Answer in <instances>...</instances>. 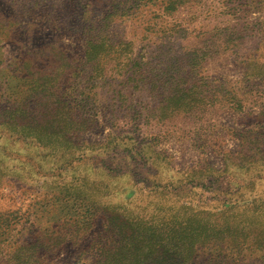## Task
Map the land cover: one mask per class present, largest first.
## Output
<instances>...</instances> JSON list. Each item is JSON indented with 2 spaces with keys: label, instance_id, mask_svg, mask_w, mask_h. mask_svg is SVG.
Listing matches in <instances>:
<instances>
[{
  "label": "rangeland",
  "instance_id": "374dc122",
  "mask_svg": "<svg viewBox=\"0 0 264 264\" xmlns=\"http://www.w3.org/2000/svg\"><path fill=\"white\" fill-rule=\"evenodd\" d=\"M181 1L167 14L162 0H0V120L28 91L29 57L74 70L97 28L106 49L98 75L78 80L104 125L81 134L85 156L48 155L0 128V264H112L101 254L111 238L128 244L120 264H220L200 240L179 242L174 259L144 257L112 209L160 227L184 203L204 219L235 183L264 199V0ZM211 169L224 175L198 177ZM243 254L240 264H264L263 252Z\"/></svg>",
  "mask_w": 264,
  "mask_h": 264
},
{
  "label": "trees",
  "instance_id": "16d2710c",
  "mask_svg": "<svg viewBox=\"0 0 264 264\" xmlns=\"http://www.w3.org/2000/svg\"><path fill=\"white\" fill-rule=\"evenodd\" d=\"M131 1L134 5L140 6L144 0H126V3ZM148 1L151 3L152 0ZM45 2L47 0H40V2L35 0L34 3L40 6ZM180 5H182L181 0H162L161 2L163 11L167 14L176 11ZM58 29L62 32L65 28ZM84 39L86 41L85 57H82L81 66L74 70L70 64L64 63L62 57H58L59 62L46 63L44 71L37 70L35 61L30 62L29 57L27 65L29 71L25 73L27 80L30 81L28 91L23 92L24 95L21 96L13 93L14 97L9 98V107L3 110L2 114L5 116L0 120V128H4L10 135H15L17 140L34 141L38 146L47 147L48 155L63 152L61 156H70L72 149L75 148L81 152L75 158L85 156V149L91 147L84 145L80 138L81 134L104 125L101 123L102 115H99L96 110L97 101L91 100L89 94L84 95L82 99L79 97L78 80L84 73H88L93 78L98 75L97 69L101 55L106 49L105 34L102 29L90 30ZM38 58L35 57V60ZM89 68L92 70L91 73ZM45 79H49L50 82H43ZM127 139H130L134 146L133 138ZM229 167L230 163L227 162L224 171L227 175H231L228 172ZM213 172L219 174L217 177L224 175V172L211 169L198 177L212 180ZM240 186L239 183H235V191L224 190L226 196L223 203L217 211L206 212L204 219L186 215L187 210H194V208L184 203L174 209V215L171 217L178 220L160 227L146 226L138 218L121 215L120 211L112 208L118 225L117 231L119 234L122 233L123 237L138 240L136 248L149 259L159 256L162 258L161 261L174 259V255H180L177 251L180 249L179 242L186 248H191L193 243L200 240L202 247L210 246V252L219 257L217 260L220 264H240L242 260L240 257L245 251H250L251 254L256 250L264 253V234L249 236L256 232L264 233V221L260 220V217L264 218V199L241 198L237 195ZM174 189L176 190V187ZM184 189L180 188V191ZM196 214L203 213L196 212ZM250 215L254 216L252 223L257 224V227L249 223ZM66 221H72V218L69 217L63 222ZM248 241L251 242L250 245ZM127 248V243L120 245L111 238L110 245L101 254L106 258L109 256L113 260L112 264H120L114 261L113 255L126 251ZM184 256L185 261L190 259L189 254ZM242 257H245V254Z\"/></svg>",
  "mask_w": 264,
  "mask_h": 264
}]
</instances>
